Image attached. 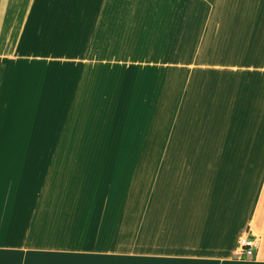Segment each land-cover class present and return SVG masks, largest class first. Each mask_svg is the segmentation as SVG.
Wrapping results in <instances>:
<instances>
[{
  "label": "crops",
  "instance_id": "crops-1",
  "mask_svg": "<svg viewBox=\"0 0 264 264\" xmlns=\"http://www.w3.org/2000/svg\"><path fill=\"white\" fill-rule=\"evenodd\" d=\"M2 67L78 142L13 150L0 264H264V0H0Z\"/></svg>",
  "mask_w": 264,
  "mask_h": 264
},
{
  "label": "rangeland",
  "instance_id": "rangeland-1",
  "mask_svg": "<svg viewBox=\"0 0 264 264\" xmlns=\"http://www.w3.org/2000/svg\"><path fill=\"white\" fill-rule=\"evenodd\" d=\"M12 68L0 69V172L4 178L12 179L13 150L77 146L69 140L44 138L57 135L33 118L43 117L45 109L30 108L29 87L22 79L15 82ZM33 119V122L32 121ZM48 129V130H47Z\"/></svg>",
  "mask_w": 264,
  "mask_h": 264
},
{
  "label": "built area",
  "instance_id": "built-area-1",
  "mask_svg": "<svg viewBox=\"0 0 264 264\" xmlns=\"http://www.w3.org/2000/svg\"><path fill=\"white\" fill-rule=\"evenodd\" d=\"M259 247L258 235L247 231L239 240L238 257H254Z\"/></svg>",
  "mask_w": 264,
  "mask_h": 264
}]
</instances>
